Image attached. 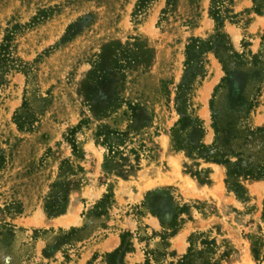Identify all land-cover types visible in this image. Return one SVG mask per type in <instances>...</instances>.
<instances>
[{"label":"rangeland","instance_id":"obj_1","mask_svg":"<svg viewBox=\"0 0 264 264\" xmlns=\"http://www.w3.org/2000/svg\"><path fill=\"white\" fill-rule=\"evenodd\" d=\"M0 264H264V0H0Z\"/></svg>","mask_w":264,"mask_h":264},{"label":"trees","instance_id":"obj_2","mask_svg":"<svg viewBox=\"0 0 264 264\" xmlns=\"http://www.w3.org/2000/svg\"><path fill=\"white\" fill-rule=\"evenodd\" d=\"M216 17L217 19H219V13L218 16ZM2 48H4V46L1 47V49ZM210 49H211L210 42L205 43V42H201V40L199 39H193V41L190 44H188L186 47L187 66L190 64V62H192L194 58H198L199 56H201V54H203L204 52ZM73 147H75L74 144ZM123 244H124V240H122V245ZM122 245L119 248H117L113 253H111V255H118V254L124 255L125 252L128 251V249L126 248L125 250H122Z\"/></svg>","mask_w":264,"mask_h":264},{"label":"crops","instance_id":"obj_3","mask_svg":"<svg viewBox=\"0 0 264 264\" xmlns=\"http://www.w3.org/2000/svg\"><path fill=\"white\" fill-rule=\"evenodd\" d=\"M119 243V237L117 232L111 231L101 242V246H105L107 248L105 251H109L115 248Z\"/></svg>","mask_w":264,"mask_h":264},{"label":"bare ground","instance_id":"obj_4","mask_svg":"<svg viewBox=\"0 0 264 264\" xmlns=\"http://www.w3.org/2000/svg\"><path fill=\"white\" fill-rule=\"evenodd\" d=\"M205 116H206V114H205ZM206 117H207V116H206ZM142 179H144V177H143ZM150 184H153V183H150V182L148 181V182H146V184H145L144 186H142V188L144 189L145 187L149 186ZM143 189H142V190H143ZM37 220H38V219H37ZM37 220H36L35 222H37ZM61 221H62L63 224H65V223H69L71 220H70V218L63 217V219H62Z\"/></svg>","mask_w":264,"mask_h":264}]
</instances>
